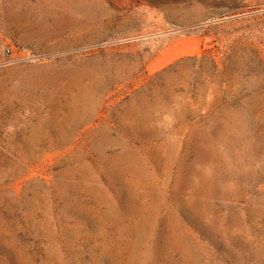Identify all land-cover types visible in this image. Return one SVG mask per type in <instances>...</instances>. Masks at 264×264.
Returning <instances> with one entry per match:
<instances>
[{
	"label": "rangeland",
	"instance_id": "1",
	"mask_svg": "<svg viewBox=\"0 0 264 264\" xmlns=\"http://www.w3.org/2000/svg\"><path fill=\"white\" fill-rule=\"evenodd\" d=\"M0 264H264V0H0Z\"/></svg>",
	"mask_w": 264,
	"mask_h": 264
},
{
	"label": "built area",
	"instance_id": "2",
	"mask_svg": "<svg viewBox=\"0 0 264 264\" xmlns=\"http://www.w3.org/2000/svg\"><path fill=\"white\" fill-rule=\"evenodd\" d=\"M8 52H9L10 54H12V51H11V50H8Z\"/></svg>",
	"mask_w": 264,
	"mask_h": 264
}]
</instances>
